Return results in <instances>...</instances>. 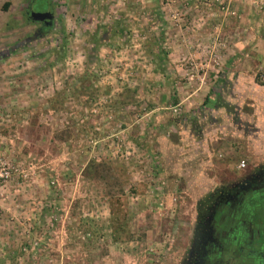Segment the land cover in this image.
Returning <instances> with one entry per match:
<instances>
[{"label": "rangeland", "instance_id": "1", "mask_svg": "<svg viewBox=\"0 0 264 264\" xmlns=\"http://www.w3.org/2000/svg\"><path fill=\"white\" fill-rule=\"evenodd\" d=\"M30 1L0 0V264H180L198 203L264 163V62L225 60L264 57V0L244 32L233 1L158 0L163 36L136 24L152 0H51L39 37Z\"/></svg>", "mask_w": 264, "mask_h": 264}, {"label": "flooded vegetation", "instance_id": "2", "mask_svg": "<svg viewBox=\"0 0 264 264\" xmlns=\"http://www.w3.org/2000/svg\"><path fill=\"white\" fill-rule=\"evenodd\" d=\"M38 1L26 6L29 17ZM47 11L53 12H40ZM38 23L39 37L53 27L54 19L49 26ZM180 264H264V163L246 168L241 179L198 203L192 242Z\"/></svg>", "mask_w": 264, "mask_h": 264}, {"label": "crops", "instance_id": "3", "mask_svg": "<svg viewBox=\"0 0 264 264\" xmlns=\"http://www.w3.org/2000/svg\"><path fill=\"white\" fill-rule=\"evenodd\" d=\"M233 1L232 2V6H233V10L239 14V19L232 16H228V18H226L223 21V25H224V29L226 31L229 32H244L245 28L249 29L250 25H252L253 23L251 22V20L253 19V17L251 16L252 13H259V11L255 8L252 7L250 5V0H230ZM137 2V1H135ZM150 5H146V14L145 16L142 15V13L140 12V7L138 5V3L135 4L134 9L139 10L137 15V22L136 24L139 27H142L143 29H148L150 31H154V33H158L156 32L157 30L161 33V35H169V31H164L166 30L165 27L167 26L168 20L165 19V17H162V12L160 10L159 7V3L158 0H152L151 2H149ZM49 7V6H48ZM50 8V7H49ZM206 13L205 8L202 7V15H204ZM166 18H169V16H166ZM206 22V21H205ZM212 28V25L208 22L205 23V25L203 27L200 28V32L198 33V35L200 36V38H203L206 36L207 32ZM169 30V29H168ZM236 30V31H234ZM197 36V37H199ZM168 41H170V38H167ZM248 39V38H247ZM261 42H264L263 38L259 39ZM246 48V47H245ZM181 48L180 47H176L175 50L173 52H168L165 53L162 56H158V58H156V60L158 62H160L162 64V66L165 68V71H167V65H169V63H173V59L175 60L176 57L180 56V52H181ZM227 61V68H226V72H231L230 74L233 75L234 73H238V75H245V74H251L252 70L255 68V64H260V62H264V57L260 54L255 55V56H251V57H247L244 56L243 53H240L237 57L235 55H229L226 57L225 59ZM172 67V64L170 65ZM173 71V69H171ZM230 81V77H224L222 79V84H228ZM210 91V90H209ZM215 96V97H214ZM218 92L215 93V87L213 86L211 88V91L207 94V97H205V99L203 100V103H201V110L203 109H208V110H213L216 111L218 109H221V100L222 99H218ZM220 100V101H219ZM225 107V106H224ZM224 107H222L224 109ZM195 122L197 120L196 117H194ZM198 130H196V128H185V130L182 132V139L184 138H188V137H194L195 133Z\"/></svg>", "mask_w": 264, "mask_h": 264}, {"label": "water", "instance_id": "4", "mask_svg": "<svg viewBox=\"0 0 264 264\" xmlns=\"http://www.w3.org/2000/svg\"><path fill=\"white\" fill-rule=\"evenodd\" d=\"M30 18L33 21H47V25L49 26L51 24V21L54 19V14L51 11L47 12H30Z\"/></svg>", "mask_w": 264, "mask_h": 264}, {"label": "trees", "instance_id": "5", "mask_svg": "<svg viewBox=\"0 0 264 264\" xmlns=\"http://www.w3.org/2000/svg\"><path fill=\"white\" fill-rule=\"evenodd\" d=\"M39 2L44 3V4H46V5L49 6L51 0H39ZM48 8H49V7H48ZM8 54H9V52H1V53H0V55H1L2 58H4L5 56H7ZM219 101H220V100H219ZM221 101H222V100H221ZM112 223H113L114 226L116 225V227L113 228V232H114L115 234H118L119 232L123 231V229H122V224H121V222H120V220H119V217H117L115 214L113 215Z\"/></svg>", "mask_w": 264, "mask_h": 264}, {"label": "built area", "instance_id": "6", "mask_svg": "<svg viewBox=\"0 0 264 264\" xmlns=\"http://www.w3.org/2000/svg\"><path fill=\"white\" fill-rule=\"evenodd\" d=\"M9 174H10V172H9L8 167L7 168L6 167L1 168L0 175L2 177H8Z\"/></svg>", "mask_w": 264, "mask_h": 264}]
</instances>
